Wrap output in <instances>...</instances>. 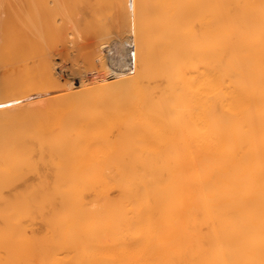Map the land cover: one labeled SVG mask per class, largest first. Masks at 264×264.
Returning <instances> with one entry per match:
<instances>
[{"label": "bare ground", "instance_id": "obj_1", "mask_svg": "<svg viewBox=\"0 0 264 264\" xmlns=\"http://www.w3.org/2000/svg\"><path fill=\"white\" fill-rule=\"evenodd\" d=\"M107 3L133 68L0 103V264H264V0Z\"/></svg>", "mask_w": 264, "mask_h": 264}, {"label": "rangeland", "instance_id": "obj_2", "mask_svg": "<svg viewBox=\"0 0 264 264\" xmlns=\"http://www.w3.org/2000/svg\"><path fill=\"white\" fill-rule=\"evenodd\" d=\"M107 2L109 0H0V103L25 95L30 83L34 88L43 85V62L53 64V69L61 73L68 84L96 79L97 71L88 63L91 50L96 49L91 48L95 42L97 45L102 41L106 45L103 48L108 47L106 56L112 64L118 61L124 66L125 61L132 58L133 68L134 45L132 41H125L132 32L122 26L123 23L122 27L114 22L110 24V19L107 24L113 27L107 28L105 24V31L103 26L109 18L107 11L101 12L103 7L108 9ZM96 8L102 9L98 12ZM108 14L111 15L109 9ZM98 36L101 39L96 38ZM118 53L125 61L120 60Z\"/></svg>", "mask_w": 264, "mask_h": 264}, {"label": "built area", "instance_id": "obj_3", "mask_svg": "<svg viewBox=\"0 0 264 264\" xmlns=\"http://www.w3.org/2000/svg\"><path fill=\"white\" fill-rule=\"evenodd\" d=\"M128 60V61H127ZM125 62H128V63H125V66H121L119 63H117V64H113V65H116V66H121V67H128V68H131L132 66H131V64H132V58L130 59V58H128Z\"/></svg>", "mask_w": 264, "mask_h": 264}]
</instances>
